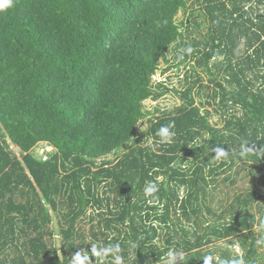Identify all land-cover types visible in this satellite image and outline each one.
<instances>
[{"label": "trees", "instance_id": "16d2710c", "mask_svg": "<svg viewBox=\"0 0 264 264\" xmlns=\"http://www.w3.org/2000/svg\"><path fill=\"white\" fill-rule=\"evenodd\" d=\"M175 44L183 88L153 79ZM172 92L179 106L146 109ZM241 176L246 190L214 207ZM77 252L264 264V0H15L0 12V264Z\"/></svg>", "mask_w": 264, "mask_h": 264}, {"label": "rangeland", "instance_id": "374dc122", "mask_svg": "<svg viewBox=\"0 0 264 264\" xmlns=\"http://www.w3.org/2000/svg\"><path fill=\"white\" fill-rule=\"evenodd\" d=\"M186 17H187V13L182 11L178 15V22L183 20V19H185ZM199 22L202 24V26L200 28V31L202 33H206L208 24L204 22L202 17L199 18ZM189 42H190V40H189ZM181 50H183V47L179 46L178 44H175L173 46L172 50L168 52L167 60H163L162 61L160 70L158 71V73L153 78L154 79V83H158L160 81H165L166 83H170L173 88H183V86L180 85V82H179L181 79H183V75H184V72H185L183 66H181V67H172V65H174L175 63L180 61L178 53H180ZM222 60H223V56H220V57L216 58L214 61H222ZM198 72H200L202 74L204 83L205 84H209L210 83V80H209L210 75L207 72H205V71H203L201 69H199ZM208 91L209 90L207 88H202L201 96H203L204 93H207ZM198 100H200V98H198ZM181 102H182L181 99L174 92H172V93H169L166 96L162 97L158 101H156L154 99L147 100L145 102V107L148 110H152L159 103L160 106H162V107H164L166 109H173L174 107L179 106ZM148 118L149 117L147 116L146 119H143L141 121V123L139 125V129L141 131L145 130L148 127V121H147ZM212 118H213V121H219L220 124H222L220 115H214ZM39 145H41V146L38 147V153L42 154L45 151L44 150L45 149V145L42 144V143H40ZM115 157H116V153L115 154H111V155L107 156L106 158L107 159H114ZM241 175H242V173H241ZM248 185H249V180L247 181L244 176L243 177L241 176L239 178V181L237 182V184H229L227 187L223 188V190H222V188L219 189L216 192L215 202L214 203L212 202L211 204L214 207L221 209V205L223 204V202L225 203L226 201L227 202L229 200L231 201V199L235 196V193L239 192L240 190H246ZM182 194H184V192H182ZM51 212H52V215H53V222L51 223L50 226H51V228H52V230H53V232L55 234V237L57 238V237H59L58 233H59V228H60L59 215L57 214V212H55L52 209H51ZM81 223L84 224L85 231H87V233H88L89 232V228H90L89 219H86L84 222H81ZM90 237H91V235H89V238ZM160 241L164 242L163 240H160Z\"/></svg>", "mask_w": 264, "mask_h": 264}, {"label": "clouds", "instance_id": "9594fccd", "mask_svg": "<svg viewBox=\"0 0 264 264\" xmlns=\"http://www.w3.org/2000/svg\"><path fill=\"white\" fill-rule=\"evenodd\" d=\"M15 5V0H0V12L6 11L10 8H13ZM187 51L190 53L192 51L191 48H188ZM157 135L161 137L162 142L164 143H171L172 137L175 136L174 132L169 131V127L164 126L159 129L157 132ZM217 156L222 157L225 155V152L222 148L216 149ZM155 191L154 186H147L145 188V194L149 195L152 192ZM119 248V245H116L114 248L113 247H108V248H101L100 250H97V248L94 246L92 249V256L95 257H105L110 251L115 253ZM170 260L174 258V253L169 252L168 253ZM115 264H121V257L119 255H115ZM213 257L211 255H207L204 257V264H211ZM73 264H86V262H89L90 264V256L87 253H80L77 252L74 257H72ZM227 264V262H226ZM230 264H242V261H231Z\"/></svg>", "mask_w": 264, "mask_h": 264}]
</instances>
